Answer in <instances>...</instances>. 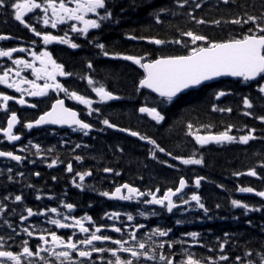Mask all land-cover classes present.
I'll return each mask as SVG.
<instances>
[{"label": "snow or ice", "instance_id": "6c2138e0", "mask_svg": "<svg viewBox=\"0 0 264 264\" xmlns=\"http://www.w3.org/2000/svg\"><path fill=\"white\" fill-rule=\"evenodd\" d=\"M223 3L228 4L229 0H223ZM179 6L181 8L184 7L183 4ZM196 7L199 8L200 4L197 3ZM0 9L5 10L16 22L25 29H28L35 37H38L45 46V50L39 51L23 47H0V58H7L11 62V65L15 66L5 67L0 65V69H3L2 74H0V85L20 94V98L16 99L12 95L0 93V110L7 112L8 102L12 100H15V103L21 106L26 105L28 108H37L38 105L36 103H27L24 96L48 97L50 90L57 93V98L54 99L48 110L44 111L33 122L23 125L28 130L42 125H59L61 127L67 126L73 132L79 131L84 136L89 135V132L92 131V125L82 120L77 111L65 106V99L85 106L88 115H92L94 112L99 115L101 112L100 108L93 107L94 101L92 99L77 94L76 91L69 90L57 80V77H69L73 73L65 71L64 65L58 63L53 58V54L47 50V46L51 44L65 45L69 49L77 50L81 45L75 42L73 34L76 38L86 39L88 44L98 50L100 56L130 61L133 65L143 70L142 78L136 85V91L139 93L141 89L149 90L150 93H155L159 99L146 100L145 106L139 107L138 111L141 114L146 113L157 124L165 120V115L162 114V111L157 110L158 107L162 108L165 105H170L174 102V98L178 97V94L187 89L197 88L205 82L219 77L239 78L245 83L255 82L258 86V93L261 97H264V83H261V81H264V14H261L259 18L249 15L247 19H244L243 24H251L254 27H249L239 38L230 37L223 42H214L202 34L187 31L183 32L182 35L190 38L191 44L195 45V47L190 48L187 54L174 56L159 55L149 59L144 55L136 56L110 52L107 45L99 39V33L105 26L111 27L113 24L120 22V17L113 15L114 0H0ZM121 11H124V9H121ZM168 11H171V9L162 8L154 10L153 17L156 19V23H161L162 21L159 17L162 13ZM189 15L191 16V13ZM25 17H29V20H26ZM30 20H34L35 24L42 25L44 29L62 31L63 35L38 30L29 22ZM196 23L205 24L206 21L200 19L196 20ZM215 23L218 25L220 21H215ZM226 23L241 25V18L232 19L231 21H226ZM90 32H95L96 36L89 38ZM126 38L129 40L137 39L133 35H128ZM9 39H12V37L0 34V41ZM147 42L156 46L165 43H175L186 48L188 47L187 42L182 43L179 39L174 41L150 39ZM35 43L36 41H33V44ZM25 52H30V61L22 58H13L14 53ZM87 67L92 69L93 64L89 62L87 63ZM29 70L31 72V79L22 75V73H26ZM10 74L14 75L16 79H12ZM85 79H87V84L92 92L99 98L98 102L100 104L106 105L110 101L121 99L120 96L107 90L103 84H98L92 78L85 77ZM41 80L44 82L43 85L37 83V81ZM60 93L64 94L65 99L59 98ZM225 95L224 91H220L216 93V99H220V97ZM149 104L151 106H148ZM243 106L245 109L253 108V104L248 97H244ZM217 110L221 112L232 111L231 108L217 109L213 106V111ZM243 115L251 116L252 113L245 111ZM256 118L261 123H264V116ZM17 123H19V120L16 112H11L10 116L7 117V127L2 129L3 136L9 142L21 139L20 135L13 132V128ZM100 123L107 128H117L107 118L101 119ZM187 128V134L192 136L196 144L201 147L209 143L239 142L240 144H248L249 141L256 139L253 135L255 129H248L247 134L236 137L229 134L232 131V126L216 135H199V130L194 133L192 131L193 124L191 123L187 125ZM117 130L146 141L156 151L171 156L173 160H179V163L182 165L203 164V158H196L195 152L188 158L174 156L156 144L154 140L142 136L137 131L126 128H117ZM29 145L31 148L37 150L36 154L39 156L41 152L39 145L33 144L31 141H29ZM76 147H80V145H76ZM28 150L27 146L19 149L21 152ZM48 151H51V149H48ZM0 157H6L17 164L22 163L25 159V157L16 155L12 151H0ZM152 158L155 159L156 157L153 155ZM74 159L80 162L82 157L77 155ZM32 162L34 163L35 161ZM161 162L164 163L163 161ZM57 163L58 159H53L47 166L51 168ZM168 167H173V165L169 164ZM259 167L264 168V164L259 165ZM11 171L12 169L9 168L8 172L11 173ZM67 171H73L71 163L67 164ZM104 171L112 172V169L104 168ZM19 174L23 175V173ZM34 174L36 176L40 175L39 172ZM75 175L83 182L85 177L91 176L92 173L90 171L76 172ZM115 175L119 176L120 173L116 172ZM234 175H246L248 177L264 179L257 173L255 168L249 169L246 173H234ZM53 179L55 180V177ZM203 179L204 177H197L194 180L196 188L200 187L201 180ZM75 186L83 191L82 184ZM28 187H32V185H28ZM186 187H188L187 181L181 176L175 189L168 188L160 196L156 194L160 191L159 188L155 189V191L144 192L127 183L116 186L114 191H101L99 194L107 197L109 200L129 202L135 200L138 204L158 206L162 210L160 213L152 211L148 214L150 216L161 215L163 211L173 214L174 209L181 210V215H184V212L193 211L192 207L186 208L185 206H190L194 202L195 209L202 210L204 216L207 217L209 209L202 202L201 196L193 192L189 197L183 192ZM217 187L222 186L217 185ZM123 190H126V193ZM238 191L240 193H254L255 196L264 200V190L257 191L252 187H238ZM145 197L147 199H142ZM173 197H176L179 202L174 201ZM4 199L7 200L8 197L5 196ZM36 199L40 200L41 196L37 195ZM49 199H53V197H49ZM21 201L22 196L16 195L15 202ZM231 205L233 208L242 209V214L245 216L251 212H261L264 214V205L261 207L249 206V204L243 203L238 199H232ZM216 207L219 208L220 205L217 204ZM59 208L66 209L67 212L60 211L57 207H50L46 210L42 209L35 212L32 208H26L27 216H21L20 222L23 224L25 220L33 216H45L46 220L44 222L54 226L55 229H71L70 234L66 238L63 235L57 234V231L52 229L37 228L29 225L22 229L27 236L32 237L34 232H40L36 237L38 243L35 251L28 246V240H23L21 245L22 251L14 253L5 247L7 243L6 238L0 236V264H9V262L10 264H31V258L33 257H39L41 264H51L48 259L41 257V253H47L49 257H53L55 264H224V262L229 261V255L225 254V245L228 244L230 236L227 232L224 233L223 242H221L220 238H217L215 247L199 244L201 248L207 247L208 252H214L215 248H218V255L214 258L203 255L197 256L188 250L189 247L195 246L201 238V234L196 231L185 234L194 242L193 245L189 246L185 245L184 240L170 238V233L173 231L172 228L159 225L148 229L138 238L137 232L140 229H146V224L131 223L134 221V216L130 213L124 214L126 215L127 222H129L133 229L132 231H128L127 227L115 226V222L122 215L121 212H105L101 219L112 220L114 223L110 227V231L120 234V238H113L105 232L107 225H97L88 214L80 217L73 215L75 210L73 203L59 201ZM4 210V206L0 204V212H4ZM14 211L15 209H13ZM49 213L52 215H48ZM139 216L145 220L148 219V216L142 210L139 212ZM84 221H87L90 226H85ZM5 223H8L7 220H5ZM184 223H186L185 219L177 218L175 220L177 226ZM121 224H123V221H121ZM248 224L251 226V221H248ZM9 227H11L10 224ZM29 228H32V230L30 231ZM12 232L19 235L15 228H12ZM7 239H13V237L9 235ZM175 245L181 246L179 252L172 251ZM165 248L168 249L167 252H165ZM94 254L96 258H94ZM177 255L181 257L179 261L175 259ZM246 256L251 257L252 252H247ZM105 257L107 258L105 259ZM235 259L237 264H242L241 257L237 256ZM248 264H254V262L249 260ZM259 264H264V253H261L259 256Z\"/></svg>", "mask_w": 264, "mask_h": 264}, {"label": "trees", "instance_id": "16d2710c", "mask_svg": "<svg viewBox=\"0 0 264 264\" xmlns=\"http://www.w3.org/2000/svg\"><path fill=\"white\" fill-rule=\"evenodd\" d=\"M197 3L200 4L199 8L196 7ZM181 4L184 5L183 8L179 6ZM162 8H170L171 11L162 13L159 17L162 22L156 23L153 12ZM261 14H264V0H229L228 4H224L223 0H114L113 15L119 16L120 22L111 27L105 26L99 33V39L107 45L110 52L114 53L144 55L149 59L159 55H183L195 47L191 44L190 38L182 35L183 32L192 31L204 35L211 41L223 42L230 37L239 38L249 27H254L251 24H243V20L249 15L259 18ZM237 18H241L243 26L226 23ZM200 19L206 23L197 24L196 20ZM215 21L220 23L217 25ZM15 26L19 25L14 23L11 15L0 9V34L11 35L10 32ZM128 35H133L137 39L129 40L126 38ZM95 36L94 32L89 38ZM150 39L164 41L179 39L182 43L187 42L188 47L175 43L156 46L147 42ZM79 44L81 45L79 51H65L59 61L73 75L91 74L104 78L111 89L122 96L123 101L113 104L110 109V119L114 125L139 132L174 156L187 157L195 152L197 158L206 157L204 176L207 183L204 187L209 193L207 203L213 206L219 204V208L212 210V218L225 221L219 227L215 224L208 225L207 236L209 244L215 246L217 238L223 242L224 233L230 234L229 242L225 245V254L229 255V261L224 264H237L235 259L237 256L242 258V264H248L249 260L259 264V256L264 253V214L251 212L245 216L242 209L233 208L231 205L232 199H238L249 206L264 205V200L260 197L241 196L238 191V187L264 190V179L234 175L255 168L264 178V168L259 167L264 164V123L256 118L264 116V97L258 93L256 83L227 79L192 90L177 98L170 104L171 106L157 108L165 115V120L158 125L138 114V108L145 106L146 100L158 99L147 91L139 93L136 91L142 72L128 61L104 59L87 40L79 41ZM89 62L93 64L92 69L87 67ZM220 91H224L226 95L216 99V93ZM244 97L249 98L253 104L252 109L244 108ZM213 106L217 109L231 108L232 111H213ZM245 111L251 112L252 115H243ZM189 123L193 124L194 133L199 130V135L218 134L232 126L229 134L239 137L247 134L248 129H255L253 135L256 139L249 141L248 144L234 142L202 149L192 136L187 134ZM112 136L110 144L103 143L98 149L95 155L97 161L107 154L109 148L111 155L117 158V165L122 167L120 168L124 172L122 175L125 176L126 172V177H141L142 180L161 189L175 182L176 175L164 166L173 163L171 156L156 153L159 162L150 160L151 152L148 145H142L138 140L122 135ZM120 144L121 150L117 148ZM141 147L146 152L143 156L140 152ZM12 186L21 187L22 182L13 180ZM21 196V202H24L23 198L26 196ZM216 213L221 214L220 218L215 219ZM248 221H251V226ZM249 251L252 252L251 257L246 256ZM214 252L219 254L218 248H215Z\"/></svg>", "mask_w": 264, "mask_h": 264}, {"label": "flooded vegetation", "instance_id": "af4514ba", "mask_svg": "<svg viewBox=\"0 0 264 264\" xmlns=\"http://www.w3.org/2000/svg\"><path fill=\"white\" fill-rule=\"evenodd\" d=\"M38 11V10H37ZM32 15V14H30ZM29 20V17L26 18ZM38 30L48 31L52 34L63 35L62 31L53 30V29H44L42 25L35 24L34 20H30ZM66 27V26H61ZM12 39L6 41H0V47H23L25 49L31 48L33 51L45 50V46L38 37H35L28 29H25L22 25L15 26L10 32ZM91 33H89L90 35ZM73 38H76L73 34ZM78 39V38H77ZM82 40V38H80ZM33 41H36L33 44ZM78 41V40H77ZM61 47H66L65 45H56L51 44L47 46V50L53 54V58L58 62L59 53L64 50ZM67 48V47H66ZM13 58H22L26 60H31L30 52L25 53H14ZM0 65L5 67H15L11 65V62L7 58H0ZM3 69H0V74H2ZM66 71V70H65ZM22 75L31 77L30 70ZM12 79L16 77L10 74ZM98 81H103L106 85V89L110 88L109 83L104 78H98ZM57 80L62 83L69 90L76 91L77 94L84 95L86 98H90L94 101L93 107L100 108L101 112L99 115L93 113L92 115L87 114V108L85 106L78 104L75 101L65 99L64 94L60 93L59 98L65 99V106L71 107L73 110L77 111L80 114V118L87 123L92 125V131L89 132V135L84 136L81 132H73L69 128H59V127H45L40 129H31L28 130L23 127L25 123L33 122L38 118L39 115L43 114L44 111L50 108L54 99L57 98V93L49 91L48 97H30L25 95L24 99L27 103H36L37 108H28L26 105L21 106L15 103V100L8 102V111L0 110V150L2 151H12L16 155H21L25 157L22 163L17 164L15 161H0V204L5 208L4 212H0V236L6 238L7 243L5 247L14 253L22 251V241L28 240L29 247L35 251V247L38 243L36 237L40 234L39 231L34 232L32 237L27 236L23 232V228L28 227L29 225L35 226L37 228H49L54 231H57V234L63 235L65 238L70 234L71 229L69 230H59L55 229L54 226L46 224L45 216H33L29 217L24 221L23 224L20 222L21 216H27L26 208H32L33 211L46 210L50 207H57L60 211L67 212L66 209L59 208V201H64L68 203H73L75 205V210L73 215L76 217L83 216L88 214L96 222L97 225H107L105 232L107 235L113 238H120V234L113 233L110 231V227L113 225L112 220L101 219L105 212L119 211L122 213L121 217L115 222L117 227H127L128 231H132V227L129 222L126 220L127 213H130L134 216V221L131 223H144L147 225L146 229H140L137 232L138 238L146 232L148 229L156 226H165L170 227L173 231L170 233V238L172 239H181L185 241V245H193V241L190 237H187L185 234L187 232L196 231L201 234V238L198 240L195 246L189 247L188 250L196 254L197 256H216L218 252H208L207 247L201 248L199 244H209L208 239V229L207 226L215 224L220 226L221 220H208L204 216L202 210L195 209L194 202L192 205L185 206L192 207L193 211L184 212V215H181V210L174 209L173 214H168L166 211H163L161 215L150 216L148 215L152 211L160 213L162 210L158 206H149L145 204H138L135 200L133 201H116L109 200L107 197L101 196L99 193L101 191L111 192L114 191L116 186L123 185L125 183L130 186L136 187L141 191H155L154 184L146 182L140 178H131L122 175L124 172L120 170L122 168L120 165H117V158L111 155V150L108 148L107 154L104 155L99 161L95 158V155L98 153V149L103 143L111 142V128H107L105 125L98 123V127L94 126L93 117L100 119L107 118L110 122V109L111 104L107 103L100 104L99 98L95 96V93L92 92L91 88L87 84V79L83 76H69V77H57ZM40 85H43V81H37ZM26 87V86H25ZM0 93L12 95L16 99L20 98V94L16 93L12 89H7L3 85H0ZM11 112H16L19 123L14 126L13 132L21 136L19 141L9 142L2 133V129L7 127V117L10 116ZM111 123V122H110ZM29 141L33 144L39 145L41 152L37 156V150L31 148ZM121 143V142H119ZM117 144V143H116ZM80 145V147H76ZM28 147V151L21 152L19 151L22 147ZM121 150V144L117 146ZM142 148V147H141ZM51 149V151H48ZM145 150L143 148L140 150L141 155L143 156ZM138 154V151L136 152ZM81 156L82 160L77 162L74 157ZM190 156V155H189ZM187 156V157H189ZM53 159H58V163L49 168L47 165L51 163ZM32 161H35L34 163ZM71 163L73 167L72 172L67 171V164ZM11 168V173L8 172V169ZM104 168L112 169V172H105ZM174 169V168H172ZM90 171L91 176H86L84 181L81 182L79 177L75 175L76 172H85ZM121 171V172H120ZM190 169H182L179 167L178 173L180 176H188L185 180L188 183V190L186 194L190 195L195 192L200 195V188L204 180H201L199 188H196L194 185V180L197 176H192L190 174ZM39 172L40 175L36 176L34 173ZM116 172H119L120 175H115ZM19 173H23L20 175ZM191 175V176H190ZM11 177V179H9ZM55 177V180L53 179ZM203 177V176H199ZM13 180L21 181V187H13ZM178 183V182H177ZM82 184L83 191L75 185ZM32 185V187H28ZM174 182V187H175ZM178 186V184H177ZM176 186V187H177ZM173 187V189H175ZM172 188V187H171ZM168 188L160 189L157 196L163 194ZM126 193V190H123ZM23 195L26 196L23 198L24 202H15V197L11 195ZM41 196L40 200L36 199V196ZM7 196L8 199L5 200L4 197ZM53 197V199H49ZM147 199V197L142 198ZM177 203L179 202L177 198L174 200ZM91 205V207H89ZM205 206L212 211L211 208H217L216 205L205 204ZM13 209L18 210L14 211ZM144 211L148 219H143L139 216L140 211ZM48 215H52L49 213ZM211 216V213L208 214ZM61 218V217H55ZM177 218L185 219L186 223L183 225L177 226L175 220ZM7 220L8 223H5ZM123 221V224H121ZM85 226L88 225L87 221H84ZM9 224L11 227H9ZM12 228L16 229V233L12 232ZM31 231L32 228H29ZM11 235L13 239H7ZM168 239V238H163ZM10 246V247H9ZM111 246V245H109ZM215 247V246H213ZM181 250L180 245H175L172 249L174 252H179ZM168 249L165 248V252ZM41 257L48 259L51 264H55L53 257H49L47 253H41ZM94 258L95 254H94ZM107 257H105L106 259ZM177 261L181 259L179 255L175 257ZM10 264V262H9ZM31 264H41V259L39 257L31 258Z\"/></svg>", "mask_w": 264, "mask_h": 264}, {"label": "water", "instance_id": "95a60500", "mask_svg": "<svg viewBox=\"0 0 264 264\" xmlns=\"http://www.w3.org/2000/svg\"><path fill=\"white\" fill-rule=\"evenodd\" d=\"M226 78H230V79H239V78H233V77H219V78H216V79H214V80H212V81H207V82H205L203 85H201V86H204V85H208V84H211V83H214V82H217V81H219V80H221V79H226ZM201 86H199V87H201ZM194 89V88H193ZM190 90H192V89H187V90H185L184 92H182V93H180V94H178V96H180V95H182V94H184V93H186V92H188V91H190ZM149 91V90H148ZM154 95H156L155 93H153ZM144 114H146V113H144ZM42 126H46V125H42ZM185 191V189L183 190V192Z\"/></svg>", "mask_w": 264, "mask_h": 264}, {"label": "rangeland", "instance_id": "374dc122", "mask_svg": "<svg viewBox=\"0 0 264 264\" xmlns=\"http://www.w3.org/2000/svg\"><path fill=\"white\" fill-rule=\"evenodd\" d=\"M92 73H94V71H93ZM94 74H95V73H94ZM96 74H97V72H96Z\"/></svg>", "mask_w": 264, "mask_h": 264}, {"label": "bare ground", "instance_id": "6f19581e", "mask_svg": "<svg viewBox=\"0 0 264 264\" xmlns=\"http://www.w3.org/2000/svg\"><path fill=\"white\" fill-rule=\"evenodd\" d=\"M264 129V128H263ZM237 213V212H236Z\"/></svg>", "mask_w": 264, "mask_h": 264}]
</instances>
